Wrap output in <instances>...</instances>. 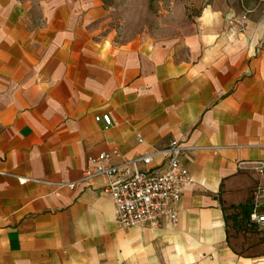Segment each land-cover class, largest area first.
I'll return each mask as SVG.
<instances>
[{
	"label": "crops",
	"instance_id": "crops-1",
	"mask_svg": "<svg viewBox=\"0 0 264 264\" xmlns=\"http://www.w3.org/2000/svg\"><path fill=\"white\" fill-rule=\"evenodd\" d=\"M117 11L0 0V264H264V240L236 250L228 227L264 186V23L238 37L219 0L194 19L174 1L128 35ZM173 140L191 148L177 221L120 228L88 158Z\"/></svg>",
	"mask_w": 264,
	"mask_h": 264
},
{
	"label": "built area",
	"instance_id": "built-area-1",
	"mask_svg": "<svg viewBox=\"0 0 264 264\" xmlns=\"http://www.w3.org/2000/svg\"><path fill=\"white\" fill-rule=\"evenodd\" d=\"M95 121H102L106 126L111 124L107 114L96 116ZM190 150L183 142L173 140L160 150L132 159L121 158L117 150L102 152L88 158L91 167L84 170L82 181L99 176L107 179L103 192L111 198L116 223L122 229L139 226L155 229L164 222L174 224L177 221L176 206L191 182L180 157ZM157 157L163 158L162 168L140 167L150 166ZM113 158L119 162L108 164ZM27 181L19 180L22 184ZM67 185L73 188L75 183ZM249 220L264 230V186L256 189Z\"/></svg>",
	"mask_w": 264,
	"mask_h": 264
},
{
	"label": "rangeland",
	"instance_id": "rangeland-1",
	"mask_svg": "<svg viewBox=\"0 0 264 264\" xmlns=\"http://www.w3.org/2000/svg\"><path fill=\"white\" fill-rule=\"evenodd\" d=\"M182 2L186 8L187 16L195 18L201 6L212 0H112V5L117 7V16L119 19H125L123 30L126 34L136 33L138 28L148 26L155 22V14L161 7H165L171 2ZM250 12H245L242 0H219L222 5L231 7L235 16L231 17V23L234 24L235 32L240 35L249 37L251 34L258 35L262 23H264V0H247ZM165 32L164 34H167ZM246 33V34H244ZM256 190L251 193V206L254 200ZM229 243L232 248L239 250L246 246L255 245L257 242L264 240V230L261 226L245 220L240 211L233 208L228 214Z\"/></svg>",
	"mask_w": 264,
	"mask_h": 264
},
{
	"label": "trees",
	"instance_id": "trees-1",
	"mask_svg": "<svg viewBox=\"0 0 264 264\" xmlns=\"http://www.w3.org/2000/svg\"><path fill=\"white\" fill-rule=\"evenodd\" d=\"M104 5L106 6H111L112 0H101ZM241 1V0H240ZM258 0H255L257 2ZM244 7L248 6V1L247 0H242ZM251 198H248V200L244 203L239 205L238 207H233L236 208L240 211V215L245 219L249 220L250 213L252 211V206H251Z\"/></svg>",
	"mask_w": 264,
	"mask_h": 264
}]
</instances>
